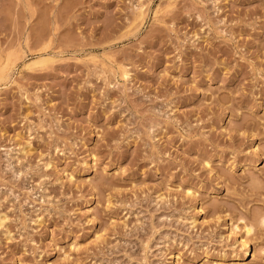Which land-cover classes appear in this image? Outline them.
Segmentation results:
<instances>
[{
    "label": "rangeland",
    "instance_id": "374dc122",
    "mask_svg": "<svg viewBox=\"0 0 264 264\" xmlns=\"http://www.w3.org/2000/svg\"><path fill=\"white\" fill-rule=\"evenodd\" d=\"M0 264H264V0H0Z\"/></svg>",
    "mask_w": 264,
    "mask_h": 264
},
{
    "label": "bare ground",
    "instance_id": "6f19581e",
    "mask_svg": "<svg viewBox=\"0 0 264 264\" xmlns=\"http://www.w3.org/2000/svg\"><path fill=\"white\" fill-rule=\"evenodd\" d=\"M251 230H252V227H250V226L246 227V232H247V233H250ZM243 244H244V243H243Z\"/></svg>",
    "mask_w": 264,
    "mask_h": 264
}]
</instances>
